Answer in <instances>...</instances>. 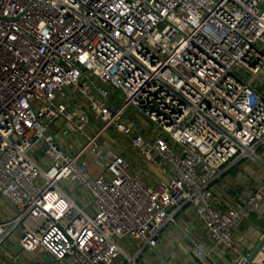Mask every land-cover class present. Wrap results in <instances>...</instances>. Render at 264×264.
I'll return each instance as SVG.
<instances>
[{"label":"built area","instance_id":"obj_1","mask_svg":"<svg viewBox=\"0 0 264 264\" xmlns=\"http://www.w3.org/2000/svg\"><path fill=\"white\" fill-rule=\"evenodd\" d=\"M262 46L263 0H0V264H139L184 206L235 250L261 189L219 212L213 184L264 144Z\"/></svg>","mask_w":264,"mask_h":264},{"label":"crops","instance_id":"obj_2","mask_svg":"<svg viewBox=\"0 0 264 264\" xmlns=\"http://www.w3.org/2000/svg\"><path fill=\"white\" fill-rule=\"evenodd\" d=\"M264 2V0H263ZM264 52V46L261 48ZM260 77L264 81V63L260 71ZM257 80V86L264 92V82ZM114 140L120 136L114 131L108 134ZM120 138V137H119ZM121 139V138H120ZM118 141V140H117ZM115 151L121 153L131 161V169L140 171L142 164L133 166L134 155L125 152L121 143L116 144ZM256 155L244 157L233 163L226 169L213 184V206L219 212L231 207L243 205L250 192L260 188L261 202L256 209L248 212L241 223L234 228L235 250L228 251L221 245H215L210 239L204 224L199 220L191 207L184 206L177 214L174 224H169L161 238L157 250L159 256L155 258H142L139 264H229L236 251L250 253L264 235V144L255 150ZM194 244L202 248L203 256L197 257L194 253ZM5 247H13L20 251L16 243H5ZM19 264H30L31 258L25 252L20 251ZM36 260L46 261L47 256L39 252Z\"/></svg>","mask_w":264,"mask_h":264},{"label":"rangeland","instance_id":"obj_3","mask_svg":"<svg viewBox=\"0 0 264 264\" xmlns=\"http://www.w3.org/2000/svg\"><path fill=\"white\" fill-rule=\"evenodd\" d=\"M135 120H138V118L135 117ZM149 131H155V133H158L160 132L159 129H157V127H155V125L153 123H150L149 124ZM117 137V140H118V143H121L122 147L124 148L125 152L129 153L130 156L134 155L136 156L135 158V161H133V166H138L140 165V163H142L141 159L136 155V152L133 148H131L128 143H127V139H124L123 141L118 137ZM90 161L93 160L92 157H89L88 158ZM130 159V158H129ZM60 185L62 186V189L73 199H75L76 201H81L80 200V196H82V194L84 193V191L78 186V184L74 183V184H70V185H66V184H63V183H60ZM4 204V205H3ZM5 207V202H0V210ZM6 210V214H10V207L7 205V208H5ZM2 217H5V216H1L0 214V219H2ZM19 234V229H17L15 231V233L12 235V237L8 240V244H11V245H14L15 243V240H16V237L17 235ZM134 245V246H133ZM133 249L134 247H139L140 243H133ZM144 256V254L142 255ZM138 262L140 263H143V261L141 260H138Z\"/></svg>","mask_w":264,"mask_h":264},{"label":"water","instance_id":"obj_4","mask_svg":"<svg viewBox=\"0 0 264 264\" xmlns=\"http://www.w3.org/2000/svg\"><path fill=\"white\" fill-rule=\"evenodd\" d=\"M263 243H264V235L262 236V238L260 239L258 244L254 247V249L246 256V260L243 264H251V261L253 260L255 255L258 253V251L261 248V246L263 245ZM156 252L159 255V252L157 250H156Z\"/></svg>","mask_w":264,"mask_h":264}]
</instances>
